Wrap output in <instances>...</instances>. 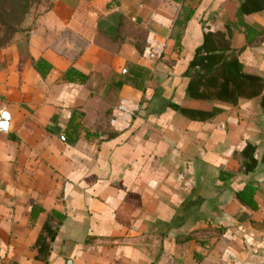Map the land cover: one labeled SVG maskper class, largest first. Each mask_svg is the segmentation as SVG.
<instances>
[{
	"label": "crops",
	"instance_id": "crops-1",
	"mask_svg": "<svg viewBox=\"0 0 264 264\" xmlns=\"http://www.w3.org/2000/svg\"><path fill=\"white\" fill-rule=\"evenodd\" d=\"M46 4L0 43V264H264V0Z\"/></svg>",
	"mask_w": 264,
	"mask_h": 264
},
{
	"label": "trees",
	"instance_id": "trees-1",
	"mask_svg": "<svg viewBox=\"0 0 264 264\" xmlns=\"http://www.w3.org/2000/svg\"><path fill=\"white\" fill-rule=\"evenodd\" d=\"M42 1L46 2V0H0V28L4 34L3 43L11 41L17 33L23 31L22 26L26 22L28 15L31 14L33 7ZM206 50H208V47L205 44L197 50L196 55L200 59L196 63H203L207 59L199 56L202 51ZM212 58H208V60H212ZM196 63L195 65H197ZM202 66L205 67V65ZM239 72L240 66L234 60L224 61L221 64L217 61V66L209 67L206 71L207 75L211 78L222 79L221 83H233L235 86H238L236 80L239 77ZM246 79H249L246 84H250L251 78ZM253 193L252 189H247L239 194V198L254 207L255 205L252 200Z\"/></svg>",
	"mask_w": 264,
	"mask_h": 264
},
{
	"label": "built area",
	"instance_id": "built-area-1",
	"mask_svg": "<svg viewBox=\"0 0 264 264\" xmlns=\"http://www.w3.org/2000/svg\"><path fill=\"white\" fill-rule=\"evenodd\" d=\"M162 1V0H160ZM152 20L159 23L160 25L167 24L165 18L159 14H154ZM166 43L158 40L156 34L150 33L147 38V52L149 55L154 57H161L165 52ZM127 73L126 70H123ZM139 111V105L137 102L121 98L112 113L110 126L115 133H122L128 130ZM12 116L6 109L0 111V133H7L11 127ZM62 141H65V137H61Z\"/></svg>",
	"mask_w": 264,
	"mask_h": 264
},
{
	"label": "rangeland",
	"instance_id": "rangeland-1",
	"mask_svg": "<svg viewBox=\"0 0 264 264\" xmlns=\"http://www.w3.org/2000/svg\"><path fill=\"white\" fill-rule=\"evenodd\" d=\"M46 2L44 1H42V2H40V4H38V5H35L34 7H33V9H32V11H31V14H33V15H36L39 11H41V10H43V8L44 7H46ZM3 31H2V29L0 28V43H3Z\"/></svg>",
	"mask_w": 264,
	"mask_h": 264
}]
</instances>
